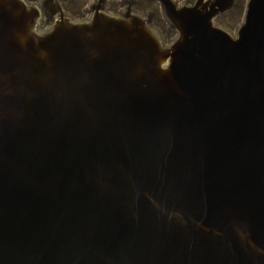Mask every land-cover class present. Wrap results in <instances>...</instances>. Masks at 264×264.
Segmentation results:
<instances>
[{
    "label": "water",
    "instance_id": "water-1",
    "mask_svg": "<svg viewBox=\"0 0 264 264\" xmlns=\"http://www.w3.org/2000/svg\"><path fill=\"white\" fill-rule=\"evenodd\" d=\"M67 18L0 0V264H264V0Z\"/></svg>",
    "mask_w": 264,
    "mask_h": 264
},
{
    "label": "flooded vegetation",
    "instance_id": "flooded-vegetation-1",
    "mask_svg": "<svg viewBox=\"0 0 264 264\" xmlns=\"http://www.w3.org/2000/svg\"><path fill=\"white\" fill-rule=\"evenodd\" d=\"M34 6L40 12L37 31L41 34L48 32L62 18L73 22H87L95 15H110L126 17L129 14L139 15L148 20V25L159 32L163 44L170 46L178 37V31L172 27L166 18L167 10H179L194 6L198 0H23ZM249 1V0H248ZM246 9L234 0L233 6L215 19V24L228 15H233ZM243 24V23H242ZM241 24V25H242ZM235 35V34H234ZM237 36V34L235 35Z\"/></svg>",
    "mask_w": 264,
    "mask_h": 264
},
{
    "label": "rangeland",
    "instance_id": "rangeland-1",
    "mask_svg": "<svg viewBox=\"0 0 264 264\" xmlns=\"http://www.w3.org/2000/svg\"><path fill=\"white\" fill-rule=\"evenodd\" d=\"M247 1L248 0H239V4L243 5L246 9ZM245 9L240 10L239 12H236L233 15H228L226 17L221 18L218 23H220L223 27L227 28L229 31L236 35L239 27L244 22Z\"/></svg>",
    "mask_w": 264,
    "mask_h": 264
}]
</instances>
